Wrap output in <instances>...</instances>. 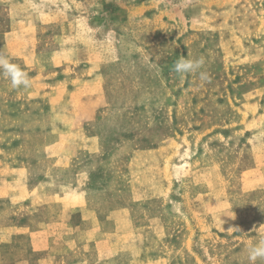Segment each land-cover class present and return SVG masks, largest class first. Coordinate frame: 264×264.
<instances>
[{"label":"rangeland","instance_id":"rangeland-1","mask_svg":"<svg viewBox=\"0 0 264 264\" xmlns=\"http://www.w3.org/2000/svg\"><path fill=\"white\" fill-rule=\"evenodd\" d=\"M0 50V264H250L264 0H0Z\"/></svg>","mask_w":264,"mask_h":264},{"label":"clouds","instance_id":"clouds-1","mask_svg":"<svg viewBox=\"0 0 264 264\" xmlns=\"http://www.w3.org/2000/svg\"><path fill=\"white\" fill-rule=\"evenodd\" d=\"M205 64L203 57L199 59H188L181 56L173 65V70L181 76L198 72ZM0 75L10 80L12 88H28L31 86V78L28 73L15 63H12L8 54L0 50ZM201 81H210V76L205 71H199ZM228 231L239 232V228H229ZM264 260V239L248 248V260L250 264H255L257 260Z\"/></svg>","mask_w":264,"mask_h":264}]
</instances>
